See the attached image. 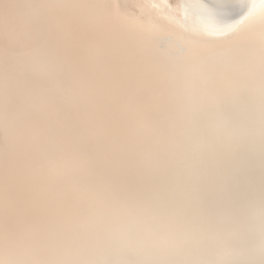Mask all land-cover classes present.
Returning a JSON list of instances; mask_svg holds the SVG:
<instances>
[{
	"label": "bare ground",
	"instance_id": "1",
	"mask_svg": "<svg viewBox=\"0 0 264 264\" xmlns=\"http://www.w3.org/2000/svg\"><path fill=\"white\" fill-rule=\"evenodd\" d=\"M242 94L264 0H0V264L222 262Z\"/></svg>",
	"mask_w": 264,
	"mask_h": 264
},
{
	"label": "water",
	"instance_id": "2",
	"mask_svg": "<svg viewBox=\"0 0 264 264\" xmlns=\"http://www.w3.org/2000/svg\"><path fill=\"white\" fill-rule=\"evenodd\" d=\"M242 96L240 101L245 100V106L241 109L228 107L235 98L232 99L234 102L220 104L221 109L235 120L230 125L223 120L217 143L209 146L227 160L226 153L233 147H229V141L238 144L229 161L234 165L228 169L232 185L226 182L216 203L225 215L220 228L223 242L212 239L215 243L210 241L206 245L208 248L218 244L222 248L224 259L219 264H264V99L261 102L251 94ZM219 119L220 114L204 117L202 122L210 125Z\"/></svg>",
	"mask_w": 264,
	"mask_h": 264
}]
</instances>
